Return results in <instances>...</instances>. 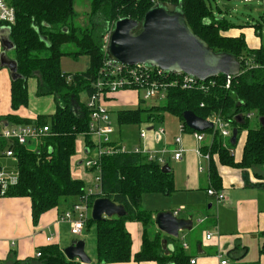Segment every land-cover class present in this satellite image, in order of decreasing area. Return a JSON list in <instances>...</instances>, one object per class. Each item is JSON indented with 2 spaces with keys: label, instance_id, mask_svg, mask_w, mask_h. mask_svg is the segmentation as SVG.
Masks as SVG:
<instances>
[{
  "label": "trees",
  "instance_id": "trees-1",
  "mask_svg": "<svg viewBox=\"0 0 264 264\" xmlns=\"http://www.w3.org/2000/svg\"><path fill=\"white\" fill-rule=\"evenodd\" d=\"M7 2L16 10V23L10 37L14 45L11 55L21 76L11 85L12 109L17 111L29 106L28 84L31 80L37 84L36 95L51 97L55 104L54 114L40 116L35 122L15 116L0 118V127L19 124L50 128V135L41 139L35 149L13 140H0V150H12L18 168V183L10 188L7 196L31 200L35 225L43 214L86 192L85 183L73 177L71 163L77 155L79 137H83L88 149L93 147L91 138L86 135L90 116L80 100L82 95L89 97L93 93V83L107 59L103 39L119 20L130 18L140 22L157 3L178 6L194 32L214 52L232 55L240 61L241 73L232 78L229 88L226 77L220 76L205 82L204 89H171L162 106L119 111V124L160 123L163 115L169 113L182 122L186 131L193 133L184 122L185 112H193L204 120L221 115L232 122L238 137L236 145L232 146L217 134L211 146L203 147L204 152L210 154L211 187L222 188L219 167L240 169L245 185L254 186L250 184L249 173L254 168H264V126L259 122L257 127L250 128L246 115L253 113L258 120L264 118V50L247 48L244 34H228L234 26L217 18L206 0H91L87 25L79 21L81 17L75 11L77 0ZM64 57L76 60L87 57L89 66L81 74L63 73L61 60ZM140 103L145 101L141 99ZM242 131L245 132V143L241 159L237 161L234 150ZM212 132L211 129L204 133ZM100 167V197L123 206L127 214L123 218H105L99 222H94L91 217L87 222L86 227L96 228L98 264L132 260L189 264V259L178 250L166 256L161 235L149 232L154 225L151 214L141 208L145 195L170 196L176 191L173 172L164 174L159 164L135 154L106 156L101 159ZM134 221L143 228V248L135 257L131 253L132 238L126 229L127 222ZM39 251L38 264H79L76 260H68L58 245H49ZM260 252L264 255V247Z\"/></svg>",
  "mask_w": 264,
  "mask_h": 264
},
{
  "label": "crops",
  "instance_id": "crops-1",
  "mask_svg": "<svg viewBox=\"0 0 264 264\" xmlns=\"http://www.w3.org/2000/svg\"><path fill=\"white\" fill-rule=\"evenodd\" d=\"M12 51L8 53L11 60H13ZM2 52L3 49L0 43V55ZM11 85L10 72L0 66V118L15 116L21 120L35 122L40 116L54 114L55 104L52 113L44 114L34 112L32 109L30 110V101L28 107H22L14 111L11 105ZM36 89L37 84L35 81ZM130 92L133 91H122L113 94L107 98L106 104L111 107L119 104L129 105L130 100H127V95ZM82 96L84 97L81 98L80 102L85 105L88 97L85 94ZM140 102V95L135 94L134 103L131 104L138 105L141 104ZM181 125L182 122L180 121ZM8 126L15 128L22 125L9 124ZM206 137L210 139L208 143H205L206 139L202 143L195 141L198 146L193 151L185 149V157L187 156V158L184 162L183 175L180 173L181 168L175 169V171L171 169L174 175L176 191L170 196L160 195L156 211L148 212L154 221V225L149 228V232L151 234L159 233L162 240L167 241L166 249H164L165 245L163 244L166 256H170L175 250H178V252H181L189 259V264L191 261H195V264H221L224 261H227L228 264H264V255H261L260 252L261 248L264 247V168L258 167L250 171L249 180L252 182L250 184L254 186L247 187L240 169L219 167L222 188L216 191L222 192L226 199L220 202L222 204L219 206V215L217 217L215 214L205 213L206 210L208 211L213 208V205L207 207V200H209L207 199L209 197L207 191L212 188L209 181V166L198 157L196 152L199 149H203L204 146L211 144L212 139L210 136ZM147 139V142H145L147 148L151 150L155 149L152 131L149 132ZM112 140L114 141V145H122L121 142L115 141L113 137ZM142 143L144 145V142ZM244 143L245 135L244 141L241 145L238 143V146L234 150L237 161L241 159ZM81 149L84 156L80 161L77 160L78 158L76 159L77 166H83L85 159L91 157L88 156V148L84 142H82ZM171 161L173 160H168V166H170ZM15 163L17 164V162ZM200 166L205 167L204 173L199 172ZM87 170L93 171L97 175L96 170ZM96 175L94 178L88 177L89 182L92 179V185ZM78 180L83 181L86 185V182L81 178ZM92 185L88 186V188L92 187ZM203 185L205 188H203ZM210 198L215 199L214 197ZM77 201L78 197L63 202V206H61L62 203L61 207L59 206V208L43 214L38 224L35 225L32 219V202L29 198L9 196L0 198V264H26L27 261H30L27 264H38L37 260L39 257L37 254L40 252V248L58 245L64 250L71 246L73 241L80 240V237H75L72 234V241H70V238H66L63 235V225H65L66 229H69V227L66 223L59 222L61 215L69 210ZM215 201L218 202L216 199ZM218 203L216 204L217 207ZM178 211L181 212L176 216L175 213ZM166 212H172L179 219L192 220L190 230L180 232L177 239L162 233L155 225V218L158 214ZM202 214H205L203 218L201 217ZM91 228L86 227L84 231H90ZM126 229L132 238L131 253L135 257L143 248V228L140 223L134 221L127 222ZM209 233L212 237L210 240H207L206 235ZM48 238H52V242L49 244L47 243ZM185 244L187 245V249L184 248ZM89 258L92 261L91 264H98L97 255L93 259ZM79 264L81 263L79 262ZM115 264L161 263L154 261L136 262L132 260L127 263Z\"/></svg>",
  "mask_w": 264,
  "mask_h": 264
},
{
  "label": "built area",
  "instance_id": "built-area-1",
  "mask_svg": "<svg viewBox=\"0 0 264 264\" xmlns=\"http://www.w3.org/2000/svg\"><path fill=\"white\" fill-rule=\"evenodd\" d=\"M246 4H251L256 1L264 0H242ZM158 4V3H157ZM16 10L10 6L7 0H0V28L12 27L16 23ZM110 35V34H109ZM109 35L104 40L103 51L106 54L107 45L109 41ZM232 78H226L227 87H230ZM207 82V81H206ZM209 82V81H208ZM205 82H199L196 79L187 76L185 74H170L166 71L149 68L142 65L136 66H124L114 63L108 59L105 60L103 68L100 70L97 79L93 83V93L87 98L86 108L90 116V122L88 124L87 136H89L95 145L94 154L91 157L85 159L84 165L87 169H93L97 171V175L94 179L92 187L78 198V201L73 206L64 212L59 222L68 223L70 225L71 234L75 237H81L86 228V224L91 218L90 212L92 210L93 203L100 197L102 192L101 187V167L100 161L106 156H114L121 154H135L143 156L146 161L159 164L161 167L167 165L168 160L175 162H181L183 160L185 149L182 148V134L186 132L183 125L180 126V136L174 139L176 149L174 151L168 150L165 146L163 151L156 152L155 149H148L145 145L148 134L150 131L142 129L140 132V140L144 142V147H136L133 150H128L121 144L114 145L112 136L114 134V127L112 125L109 110L106 106L107 98L111 95L122 91H142L144 93L143 100L145 102L150 100H158L162 103L166 102L168 93L171 89L190 90L194 88L204 89ZM214 84V83H212ZM201 107H204L201 105ZM255 115L253 113L247 114L246 118L251 120ZM209 123L213 125V132L209 135L199 132H193V139L202 143L205 141L206 136H210L211 144L213 143L214 136L218 134L223 140L230 141L233 135V125L230 120L224 119L221 115H213L207 119ZM149 125V124H147ZM154 134V143L160 142L164 135V129H152ZM50 135V128L47 126L39 127L36 125L31 126H19L11 128L9 126L0 127V140H13L19 145H29L34 141H40ZM228 141V142H229ZM88 150V156L91 149ZM2 155L6 158H10L16 161V157L12 150L1 151ZM198 157L209 165L210 154L205 153L203 149L197 150ZM234 154V152L232 151ZM205 167L200 166L199 172L204 173ZM18 183V176L12 175L6 172L0 167V198L6 197L10 188L14 187ZM209 197H214L218 202L225 201L226 197L222 192H217L215 189L210 188L207 191ZM181 211L175 213L177 216ZM212 235L209 233L206 235V239L210 240ZM52 238L47 239V243H51ZM187 249V245H184ZM38 257L41 253L38 252ZM195 261H191L190 264H195ZM221 264H228L227 261Z\"/></svg>",
  "mask_w": 264,
  "mask_h": 264
},
{
  "label": "water",
  "instance_id": "water-1",
  "mask_svg": "<svg viewBox=\"0 0 264 264\" xmlns=\"http://www.w3.org/2000/svg\"><path fill=\"white\" fill-rule=\"evenodd\" d=\"M10 37L11 28L1 27L0 43L3 52L0 55V66L7 69L12 82H16L21 76L17 62L8 56L14 50ZM105 55L108 60L117 64L142 65L170 74H185L199 82L220 76L234 78L241 73L240 61L232 55L214 52L194 32L186 15L174 4H156L140 22L130 18L119 20L109 35ZM183 119L186 126L194 132L203 133L213 129L211 123L193 112H185ZM259 122L264 126V118H260ZM237 137L238 130L235 128L231 138L232 146L236 145ZM162 172L169 174L171 168L165 165ZM126 214L123 206H118L107 198L96 199L92 206L94 222L112 217L123 218ZM155 225L162 233L177 239L180 232L190 230L192 220L179 219L172 212H166L156 216ZM162 243L166 249L167 241L163 240ZM64 254L70 261L92 263L86 253L84 240L73 241L71 246L64 249Z\"/></svg>",
  "mask_w": 264,
  "mask_h": 264
},
{
  "label": "rangeland",
  "instance_id": "rangeland-1",
  "mask_svg": "<svg viewBox=\"0 0 264 264\" xmlns=\"http://www.w3.org/2000/svg\"><path fill=\"white\" fill-rule=\"evenodd\" d=\"M91 0H77L75 11L77 14L80 15V23L82 25H87V15L90 13L91 9ZM208 6H210L213 9L214 14L217 18L225 19L229 24L234 26L233 31L228 32V34L237 36L240 34H244L246 39L247 48L251 50H257L260 48H263L264 50V3L261 1H256L251 4H246L242 0H206ZM89 66V59L87 57H80L79 59H72L70 57H64L61 60V69L63 73L66 74H81L86 71V69ZM29 90H30V110L32 109L34 112L39 113H52L54 110V101L51 97H38L36 95L35 90V80H31L29 82ZM134 92V93H133ZM128 93L127 100H130V104L128 105H114L111 107L110 105L106 106L110 110V119L112 122V125L114 127V134L113 139L115 141H119L122 143L123 146H125L128 150H133L136 147L143 148L144 145L140 139V132L142 129H146L147 131H151L152 129H164L165 135L163 139L160 142H155V151L161 152L163 151V148L166 146L168 150L174 151L177 147L174 144V139L178 136H180L179 128H180V121L178 118L174 117L173 115L169 113H165L163 115V121L160 123H151L149 125L140 124V125H120L118 122V113L122 110H135L139 107L142 108H149L153 106H162L164 103L154 99L147 101L143 104L133 105L131 103H134V96L140 95L141 99L143 100L144 93L140 91L139 93L137 91H133ZM134 95V96H133ZM82 96L81 98H83ZM133 105V106H132ZM259 125V120L257 116L255 115L250 121H249V127L255 128ZM235 129V128H234ZM244 135L245 132L242 131L239 135V144L244 141ZM182 147L186 150L193 151L194 148L198 146V144L195 142V140L192 137V134L190 132L186 131L182 135ZM148 140V139H147ZM146 140V142H147ZM152 140V139H151ZM209 137H206V142H209ZM141 141V142H140ZM229 141V140H228ZM82 142L83 138L79 137L77 140V155L72 159L71 168H72V174L75 179L81 178L86 182L85 190L88 189V186H91V181H88V177L94 178L96 175L95 172L89 171L86 169L84 163L83 166L76 165V159L80 161L82 157L84 156L82 153ZM231 144V140L229 141ZM142 143V144H141ZM85 144V143H84ZM38 145V141H34L31 144H29V148L35 149ZM95 145L91 148V152L89 154H94ZM234 152V151H233ZM234 155V154H232ZM187 156L184 157L181 162H170V168L175 171L178 168H181L180 173L184 174V162ZM16 161L10 158H6L2 155V152L0 153V167L3 169H6L7 173L12 175H18V168ZM261 169V168H259ZM250 183L251 180H250ZM254 184V183H253ZM258 184V183H255ZM203 188L205 186L203 185ZM258 192V191H256ZM241 194V193H240ZM160 195H145L142 198L141 202V208L147 212L150 211H156V207L158 205ZM208 203L207 207L209 205H213V208L211 210H206L205 213L208 212L211 214H215L217 217L219 206H221L220 202H216L215 199H211L210 197H207ZM63 203V202H62ZM218 203V207L216 204ZM64 203L61 205L63 206ZM205 205V204H204ZM60 206V207H61ZM205 214H202V218ZM90 216H92V210L90 212ZM197 221V219H196ZM69 227V229H66L65 225H63V235L66 236V238H70V241H72L73 236L71 235L70 231V225L66 223ZM72 237V238H71ZM82 237V238H81ZM80 237V240H85L87 245V254L89 257L93 259L97 255L96 252V228L92 227L90 231H84L83 235Z\"/></svg>",
  "mask_w": 264,
  "mask_h": 264
}]
</instances>
